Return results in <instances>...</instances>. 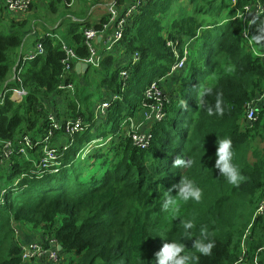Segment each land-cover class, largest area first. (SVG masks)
Here are the masks:
<instances>
[{"label":"trees","instance_id":"16d2710c","mask_svg":"<svg viewBox=\"0 0 264 264\" xmlns=\"http://www.w3.org/2000/svg\"><path fill=\"white\" fill-rule=\"evenodd\" d=\"M123 1L117 0V5L123 3L125 9V3L131 0ZM255 1L237 0L232 7L227 0H147L127 18L122 39L115 43L130 55L129 66L123 69L128 70L123 86L120 71L115 70L108 54L98 68L88 66L101 76L97 89L105 88L111 97L97 100L90 112L89 97L77 95L79 107L71 102L69 108L74 118L58 119L45 103L62 93L57 87L65 55L55 31L40 40L45 54L23 67L21 80L27 96L20 103L7 97L1 101L3 94L8 96L20 87L14 71L9 80L16 67L12 55L22 48L29 31L25 21L5 19L0 0V138L18 142L28 135L35 144L26 158L14 154L5 171H0V192L4 191L0 203V264L23 263L15 243V228L20 224L40 230L43 240L53 239L61 245V253L72 255L65 264H153L155 253L164 243L158 236L163 234L166 240L178 236L179 219L163 213L161 203L170 189V194L176 195L173 186L182 176L194 180L203 195L198 204H182L180 218H195L198 226L205 224L215 233L212 254L201 255L197 264H234L241 238L253 221L248 261L252 264L255 252L264 248V217L253 220L264 191V147L254 145L257 138L263 140L264 107L251 128L245 126L244 117L246 104L262 93L264 62L243 40V27L234 17ZM65 2L51 0V4L58 3L67 11ZM261 3L264 7V0ZM67 15L79 17L73 12ZM88 18L76 26L67 24L64 18L58 22L64 20L65 36L80 60L89 57L83 31L101 32L108 21L106 15L92 26ZM79 26L84 28L80 30ZM262 28L264 10L248 27L254 48L264 50V40L256 43L253 39L264 35ZM182 39L195 41L196 48L183 75L175 81V96L168 97L165 119L150 129V146L138 149L122 122L142 113L143 92L153 80L173 77L169 72L175 56L168 43ZM134 54L138 59L131 64ZM229 67L234 71L228 72ZM74 77L73 66L69 76L72 84ZM201 84L213 86V95L207 98L213 105L215 94H222L223 116L210 117L198 107L195 96ZM102 102H107L108 108L105 115L96 117L95 108ZM49 115L62 126L79 118L83 131L71 142L56 145L54 138L63 136V132H54L48 140L50 148L57 147L60 154L64 145L69 146L42 170L38 164L46 147L43 140L49 132ZM226 136L233 141L235 163L244 177L239 186L227 184L214 168L217 140ZM177 156H191L197 163L187 170L174 168ZM84 159L91 163L86 164ZM183 242L186 251H192L193 241ZM259 264H264V254L259 255Z\"/></svg>","mask_w":264,"mask_h":264},{"label":"built area","instance_id":"2783aa9c","mask_svg":"<svg viewBox=\"0 0 264 264\" xmlns=\"http://www.w3.org/2000/svg\"><path fill=\"white\" fill-rule=\"evenodd\" d=\"M5 8V12L8 14L20 13L26 14L29 11V7L31 5V0H2ZM65 2V0H63ZM147 0H131L130 3L126 4L125 9H121L117 5V0H112L107 6V18L108 21L103 25V30L98 32L94 29H86L83 31V37L85 41V45L89 50V57L86 60H80L77 58L74 47L63 43L62 50L65 55L63 60V70L61 75V83L57 87V91L60 92H72L74 90V86L69 80V76L73 71V66L76 62H84L87 65H91L94 68H98L100 65V57L95 49L97 44V39L103 34L107 32L110 33L109 41L112 43H118L123 36V31L125 28V21L128 17L133 15L138 6ZM70 2V1H69ZM69 2L65 4L69 6ZM237 0H231V6L235 7ZM264 10V7L261 3V0H256L251 4L244 6L241 10L237 11L235 20L242 25L243 31L242 36L243 40L251 47L254 55L261 58L264 62V50L259 48H254L253 43H250V37L248 33V27L251 24L252 20L255 16L261 14ZM51 37L48 33H45L42 38H37L34 44L33 49L27 50L24 54L19 55V59L16 63V67L14 71V77L18 82L22 81L18 78L17 74L20 72L23 67L30 61H33L36 57L44 55L45 50L40 42L41 39ZM176 45L172 43H168L169 46H172L175 62L170 68L169 75L175 76L177 73L183 71L186 68V50L185 45L180 44L175 41ZM176 46L179 48H183L182 51L176 49ZM182 54V56L180 55ZM138 59V55L134 54L131 58V64H134ZM128 76V70H121L119 72V79L122 83L126 80ZM11 96L14 100L22 101L24 96L27 95V91L24 89H12L10 91ZM10 94L8 96H10ZM169 102L168 96L162 89L161 81L153 80L144 90L143 92V102H142V113L137 118H126L122 123V127H124L126 131V135L129 136L130 141L133 146L144 150L150 146L152 134L150 129L154 124L161 122L165 119V104ZM264 107V87L262 93L257 96L254 100L248 102L245 106V117L244 124L246 127L251 128L256 122L259 120V114ZM108 108L107 102H102L95 108V115L103 116L106 113ZM49 134L44 138V146H46L47 150L41 156L40 160L41 164L39 166L40 169L46 170L49 168L54 161L57 160L59 156H62V152H64L69 145H64L60 154H58L57 147H49V138L53 137L54 132H63V135L67 137V140L71 142L73 137L83 131V127L79 121L77 122H68L64 126L60 125L58 121L52 115H49L47 118ZM34 141L26 135L18 142L12 141H2L0 138V152H3V155L0 156L1 162L6 163L13 157L14 154L18 156L24 157L27 155L29 149L32 148ZM38 144H36L37 146ZM45 148V149H46ZM4 191L0 192V203H2V196ZM261 199L256 209L254 218L264 217V191L261 194ZM253 226V221L247 227L244 232L240 245H239V257L238 260L234 264H249V238L251 236V228ZM20 257L22 262H30V261H40L45 260L46 264H60L61 263V251L58 250V244L55 240H43L42 238L38 241H33L31 243L20 245ZM264 254V248L258 249L252 260V264H259V255Z\"/></svg>","mask_w":264,"mask_h":264},{"label":"clouds","instance_id":"9594fccd","mask_svg":"<svg viewBox=\"0 0 264 264\" xmlns=\"http://www.w3.org/2000/svg\"><path fill=\"white\" fill-rule=\"evenodd\" d=\"M264 33V28L260 29ZM256 43L264 40V35H257L253 38ZM252 41H250L251 43ZM228 72L234 71L229 67ZM213 95V86L210 84H201L197 88L195 100L199 108L207 112L208 116H223L224 107L222 94L217 92L214 105L207 99ZM214 168L219 170L226 183L239 186L244 180L241 170L235 163L237 153L233 147V141L230 137L218 138L215 152ZM201 162V161H200ZM197 163L191 156L184 158L177 156L173 162V167L181 170L191 169ZM202 163V162H201ZM176 189V195H169L161 203V211L168 214L172 219H179L180 227L177 229L178 236L175 239L166 240L163 234L159 235L164 240L162 247L155 253L153 264H197L201 255L209 256L216 246L214 239L215 233L211 232L207 225H197L195 218H180V206L189 201L200 203L203 190L196 182L187 177H183L179 184L173 186ZM192 240V251H186V245L183 241Z\"/></svg>","mask_w":264,"mask_h":264},{"label":"rangeland","instance_id":"374dc122","mask_svg":"<svg viewBox=\"0 0 264 264\" xmlns=\"http://www.w3.org/2000/svg\"><path fill=\"white\" fill-rule=\"evenodd\" d=\"M2 1V0H1ZM112 0H107V2H111ZM116 1V0H115ZM3 2V1H2ZM51 2V0H45L43 3L39 2L37 3L36 1L32 0V6L30 8V10L24 14L26 16V19L23 20L26 22V25L28 23V28H27V34L24 38L23 44H22V48L18 50H16V54L12 55V60H14V64L17 63V60L19 58L20 54H24L27 50H31L34 47L35 41L37 39L36 35H34V31L35 30V25H39L42 26V23H46L48 25H52V23L58 19V17L61 14H65V16H67V14L71 13L72 10L74 9V7L77 5L76 8H80L77 10V13L80 14L81 12H87L89 15L88 21H94L97 19V14L99 13V10H97V8H95V4H99L102 5L103 4V0H70L69 2V6L67 7L69 10L66 11L64 6H58L60 9H65L63 13H60L59 10V14H57L56 16L54 15V11H51L49 7H47V4H49ZM184 2V1H183ZM186 3V2H185ZM227 3L231 5V0H227ZM58 3H56L57 5ZM34 6V7H33ZM72 9V10H70ZM56 11H58V8L55 9ZM104 14L100 13L98 15V18ZM106 15H107V7H106ZM4 16L5 19H13L12 16H10V14L6 13L4 11ZM66 19V18H65ZM22 20L19 22H23ZM64 20L62 23H60L57 28L58 31H56L57 39L60 41L62 40V38L64 37V33H65V29H61V27L63 26ZM71 22H68L67 24H70ZM79 22H74V25L76 26V24H78ZM66 24V25H67ZM93 24V23H92ZM81 28V26H79ZM38 32V31H36ZM44 34H41V36ZM65 44H70V41L66 39V41H64ZM193 43V46H192ZM173 45H176L175 43H173ZM196 42H190V47H189V51L190 54H188V52L186 51V57L187 60L188 58H191L195 48H196ZM172 48V46H171ZM95 49L97 50V46H95ZM176 49H178L180 51V48L178 46H176ZM183 49V48H182ZM182 51V50H181ZM172 52H173V48H172ZM174 54V52H173ZM190 56V57H189ZM14 67V66H13ZM185 69L179 73H177V75H175L174 77L171 78V80L168 79H163L161 80V86L163 91L165 92V94L167 96H170V93L172 95V91L174 88V84L177 78H179L180 76L183 75ZM94 71L90 70V73H92ZM89 78L91 80H85L84 83H82V86H79V82L78 80H74L73 78V85H74V90L72 92H62L61 94H54L53 96H51L52 98L50 99L48 108L50 110V113H52L53 115H56L58 119H64V118H74L70 115V103L71 102H76V108L79 107V104L77 102V95H79L80 97L87 95L89 97V108L87 109L90 112H93L94 109V105L96 104V101H102L103 99L107 98V91L105 90V88H99L97 89L96 85H98V80L96 79V77L94 76H89ZM89 89V93H87V90ZM54 97V98H53ZM171 97V96H170ZM49 99V98H48ZM79 119V118H76ZM262 119L264 120V115H262ZM264 122V121H263ZM263 140L261 141L259 138L256 139L254 145L256 147H264V127H263ZM64 141L67 140V137L64 136ZM58 143H56L55 141H53V145H56ZM91 147H88V151H90ZM44 154V152H43ZM3 153H1L0 156H2ZM86 160V164H90V160L88 159H84ZM7 163V162H6ZM6 163H2L1 162V158H0V171H5V164Z\"/></svg>","mask_w":264,"mask_h":264},{"label":"crops","instance_id":"0c3cea01","mask_svg":"<svg viewBox=\"0 0 264 264\" xmlns=\"http://www.w3.org/2000/svg\"><path fill=\"white\" fill-rule=\"evenodd\" d=\"M36 1L37 3L41 2L43 3L45 0H34ZM129 1V0H128ZM125 2V0L123 1ZM128 2H126L125 4H127ZM109 2H107V0H103V4L102 5H99V4H95V8H97V10H99V13L96 15L97 16V19L94 20V21H87L90 25H97L102 18H105L106 16V7L108 6ZM123 4V3H122ZM121 5H118V7H120L121 9H124L125 5L122 6ZM34 7V6H33ZM47 7L50 8L51 11H54V15L53 16H56L57 14H59V10L61 11L62 9H60L58 7V5H53L51 4V2L49 4H47ZM77 5L74 7V9H70L72 10V12L74 14H77L79 17L78 18H74V17H71V15H67L65 17H61V15L58 17L57 20H55L52 25H48L46 23H42V26H39V25H35V30H33L35 33L34 35H36L37 38H42L43 35L41 36V34H45V33H48V32H52L54 33L55 31V34H56V31H58V29L55 27L59 24L58 22H60L63 18L65 19H68V21H65V22H85V17L90 15V13L88 14V11L87 12H81L80 14L77 13V10L80 9V8H76ZM58 8V11H56L55 9ZM99 18H98V15L100 13H103ZM10 16H12L13 19L11 20H14L15 22H19V21H23L26 19V16L24 14H20V13H13V14H10ZM10 19V18H9ZM64 22V23H65ZM93 23V24H92ZM84 28L83 26H81L80 30ZM61 29H64V27L62 26ZM38 31V32H36ZM110 33L111 32H107L105 34H103V36L99 37L97 39V53L100 57V60L101 62L104 60V58L110 54L114 60V68L115 70L118 71H121L123 69H125L126 67L128 68L129 66V63H130V55L128 53H125L120 47L116 46L115 43H112L111 41H109V38H110ZM66 36H65V33H64V37L62 38L61 43L63 44L64 41H66ZM68 40V39H67ZM70 41V40H69ZM182 42H184V45H185V50L188 52V54H190V51H189V47L191 49V47L193 46V43H192V46H190V42H192L191 40L188 41V40H184L182 39ZM16 54V52H15ZM15 60V59H14ZM13 60V62H14ZM90 66H88L87 69H85L84 71H81L79 74L75 73L76 74V77H74V80H78V84L79 86L81 87L82 86V83H84L85 80H91L89 78V76H94L96 77V79L99 80L101 79V76L99 74H96L94 72L90 73V70L94 71L93 69H91V67L89 68ZM75 72V70H74ZM12 77H13V69H12V72L11 74L9 75V80H12ZM168 80H171V78H166ZM177 86V83L175 82L174 84V88H173V91H172V95L170 93V96L173 97L175 96V93H174V90ZM97 87V85H96ZM106 90V89H105ZM107 91V90H106ZM87 93H89V89L87 90ZM170 96L169 99L171 98ZM111 96L108 94V97L105 98L108 99L110 98ZM52 97H50L45 103H46V106L49 105V102H50V99ZM54 98V97H53ZM141 113H139L138 115H136L135 117L137 118L138 116H140ZM56 136V135H55ZM54 136V137H55ZM56 143L58 144H61V143H64V137L61 135V134H58L54 140ZM37 164V163H36ZM35 164V165H36ZM42 233L40 230H36L34 228H32L31 226L29 225H25V224H20L18 226H16L15 228V243L16 245H18L20 247V245H25V244H28V243H31L33 241H38L39 239H41L42 237ZM72 258V255L71 254H67V253H62L61 254V263H68ZM63 261V262H62ZM22 264H46L45 263V260H40V261H30V262H23Z\"/></svg>","mask_w":264,"mask_h":264},{"label":"bare ground","instance_id":"6f19581e","mask_svg":"<svg viewBox=\"0 0 264 264\" xmlns=\"http://www.w3.org/2000/svg\"><path fill=\"white\" fill-rule=\"evenodd\" d=\"M184 49H185V48H184ZM180 55L182 56V54H180ZM186 59H187V57H186ZM22 70H23V69H22ZM22 70H21L20 72L16 73L17 76H18V78H20V80L22 79V77H21V76H22ZM14 80H15V82H16L17 84H19V86H20L18 89H24V88L22 87V81L18 82V81L16 80L15 77H14ZM24 90H25V89H24ZM7 95H8V94H7ZM26 96H27V95H26ZM26 96H24V97H26ZM6 97H7L9 100H11V101H13V102H15V103H20L18 100H14L13 97L11 96V94H10V96H6V94H5V95L3 94V95L1 96V101L3 102V100H4ZM77 121H79V122L81 123V125H82V121L79 120V119H76V120H68L66 123H68V122H72V123H74V122H77ZM66 123H65V124H66ZM48 134H49V132H48ZM48 134H47V135H48ZM47 135H46V136H47ZM44 138H45V137H44ZM47 141H48V140H47ZM43 142H44V140H43ZM44 143H45V142H44ZM34 145H35V144H33L32 147H34ZM0 147H1V146H0ZM45 148H46V147H45ZM45 148L43 149V152H45V151L47 150V148H46V149H45ZM2 153H3V152H2ZM41 161H42V160H41ZM41 161H40L39 165L41 164Z\"/></svg>","mask_w":264,"mask_h":264},{"label":"water","instance_id":"95a60500","mask_svg":"<svg viewBox=\"0 0 264 264\" xmlns=\"http://www.w3.org/2000/svg\"><path fill=\"white\" fill-rule=\"evenodd\" d=\"M180 44H183L184 45V42H179V46ZM88 68V65L85 64L84 62H76L75 65H74V70H75V73L79 74L81 71H84L85 69ZM58 250L61 251L62 250V247L61 245H58Z\"/></svg>","mask_w":264,"mask_h":264}]
</instances>
